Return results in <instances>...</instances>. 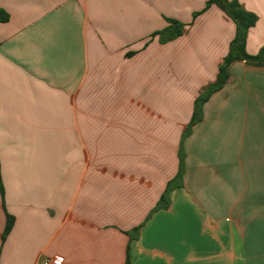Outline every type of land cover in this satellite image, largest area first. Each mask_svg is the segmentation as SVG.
Instances as JSON below:
<instances>
[{
  "label": "crops",
  "instance_id": "obj_1",
  "mask_svg": "<svg viewBox=\"0 0 264 264\" xmlns=\"http://www.w3.org/2000/svg\"><path fill=\"white\" fill-rule=\"evenodd\" d=\"M238 1L254 56L264 0ZM207 2L0 0V264H264V65L185 135L236 33Z\"/></svg>",
  "mask_w": 264,
  "mask_h": 264
},
{
  "label": "trees",
  "instance_id": "obj_2",
  "mask_svg": "<svg viewBox=\"0 0 264 264\" xmlns=\"http://www.w3.org/2000/svg\"><path fill=\"white\" fill-rule=\"evenodd\" d=\"M213 5L220 8L224 12V14L235 23L236 33H235V37L230 43L229 51L219 68V73L216 81L209 84V86L205 89V91L196 98L192 120L187 130L185 131V135L190 132L193 126H195L197 123H199L202 120L203 106L209 100L211 95L219 91L228 82L230 78L229 68L231 64L237 61L264 63V47L261 48L259 53L254 56L250 55L247 52V48H246L249 31L258 22L257 15L245 10L238 0H208L204 10L194 14V19ZM8 20H9V15L0 9V23L7 22ZM167 21L169 22V26L164 30L159 31L155 34V36H159V41L161 43H167L169 41L177 39L178 37L182 36L185 31V27H186L185 24L172 19H168ZM183 173H184L183 158L182 156H180L179 172L177 177L175 178V181L176 180L180 181L182 179ZM171 189H172V182L168 184V187L161 199L159 206L160 205L166 206L168 204L169 201L168 196ZM0 191L3 194L1 169H0ZM13 224H14V218L10 215H7L3 240H5L8 234L10 233ZM126 264H130L129 256L127 258Z\"/></svg>",
  "mask_w": 264,
  "mask_h": 264
},
{
  "label": "water",
  "instance_id": "obj_3",
  "mask_svg": "<svg viewBox=\"0 0 264 264\" xmlns=\"http://www.w3.org/2000/svg\"><path fill=\"white\" fill-rule=\"evenodd\" d=\"M247 64L253 67H262L264 65L263 63H257V62H247Z\"/></svg>",
  "mask_w": 264,
  "mask_h": 264
},
{
  "label": "built area",
  "instance_id": "obj_4",
  "mask_svg": "<svg viewBox=\"0 0 264 264\" xmlns=\"http://www.w3.org/2000/svg\"><path fill=\"white\" fill-rule=\"evenodd\" d=\"M55 262H56L57 264H60V263H61V260L58 259V260H55ZM41 264H49V261L46 260V261L42 262Z\"/></svg>",
  "mask_w": 264,
  "mask_h": 264
}]
</instances>
